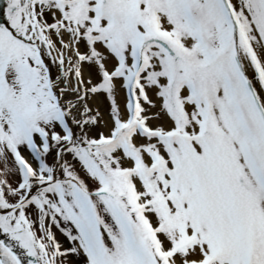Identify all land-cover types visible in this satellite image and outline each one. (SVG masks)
I'll list each match as a JSON object with an SVG mask.
<instances>
[{"label":"snow or ice","instance_id":"6c2138e0","mask_svg":"<svg viewBox=\"0 0 264 264\" xmlns=\"http://www.w3.org/2000/svg\"><path fill=\"white\" fill-rule=\"evenodd\" d=\"M0 264H264V0H6Z\"/></svg>","mask_w":264,"mask_h":264},{"label":"bare ground","instance_id":"6f19581e","mask_svg":"<svg viewBox=\"0 0 264 264\" xmlns=\"http://www.w3.org/2000/svg\"><path fill=\"white\" fill-rule=\"evenodd\" d=\"M6 0H0V22L5 20L4 8Z\"/></svg>","mask_w":264,"mask_h":264}]
</instances>
